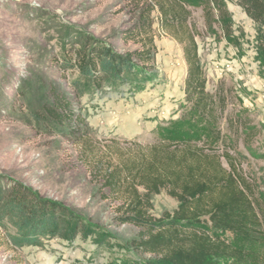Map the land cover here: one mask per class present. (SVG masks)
I'll return each instance as SVG.
<instances>
[{
	"label": "rangeland",
	"instance_id": "rangeland-1",
	"mask_svg": "<svg viewBox=\"0 0 264 264\" xmlns=\"http://www.w3.org/2000/svg\"><path fill=\"white\" fill-rule=\"evenodd\" d=\"M155 1L0 0V192L24 184L62 203L85 228L22 248L11 247L0 228V264H136L131 241L138 228L120 221L118 196L103 197L99 172L147 151L188 107L186 64L176 40L185 36L160 27ZM187 1L205 89H219L226 99L220 132L227 147L232 140L244 175L262 189L264 18L247 15L243 0H221L223 18L211 0ZM147 15V36L130 38ZM148 37L154 47L149 66L107 77L100 87L58 66L65 53L87 43L101 41L125 54L141 50ZM50 89L72 101L82 122L76 134L39 120L51 103ZM235 119L248 125L245 132ZM248 127H254L253 136ZM151 204L154 218L177 207L166 190Z\"/></svg>",
	"mask_w": 264,
	"mask_h": 264
},
{
	"label": "trees",
	"instance_id": "trees-1",
	"mask_svg": "<svg viewBox=\"0 0 264 264\" xmlns=\"http://www.w3.org/2000/svg\"><path fill=\"white\" fill-rule=\"evenodd\" d=\"M243 1L254 21L264 18V0ZM155 2L160 27L185 36L176 40L186 64L183 90L188 107L174 126L163 128L147 151L102 169L100 191L104 198L118 196L120 221L138 228L131 241L139 254L136 264H264V185L258 189L244 175L232 140L228 141L232 147H227V138L220 132L226 99L219 89L213 93L205 89L195 26L188 24L190 4L187 0ZM211 3L223 18L222 1ZM148 18L140 16L142 23L129 33L130 38L147 36L152 25ZM152 42L148 37L141 50L125 54L101 41L87 43L65 53L58 66L100 87L107 77L119 79L137 68H147L153 60ZM50 94L51 103L42 107L39 120H50L76 134V125L82 122L72 101L51 89ZM237 123L235 119V127L245 132L248 125L240 119ZM253 129L248 127L247 135L253 136L249 133ZM161 190L177 201V207L154 218L149 214L151 199ZM80 224L62 203L24 184L12 183L0 192V228L13 248L40 246L63 231L67 235L77 228L84 232ZM144 255L148 256L142 260Z\"/></svg>",
	"mask_w": 264,
	"mask_h": 264
}]
</instances>
